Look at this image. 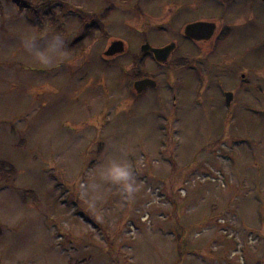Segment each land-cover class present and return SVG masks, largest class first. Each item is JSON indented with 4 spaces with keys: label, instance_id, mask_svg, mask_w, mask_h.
<instances>
[{
    "label": "rangeland",
    "instance_id": "rangeland-1",
    "mask_svg": "<svg viewBox=\"0 0 264 264\" xmlns=\"http://www.w3.org/2000/svg\"><path fill=\"white\" fill-rule=\"evenodd\" d=\"M110 3L76 51L42 66L21 43L38 32L33 14L0 0V161L14 170L0 176V264H264V0L247 4L233 51L249 79L261 72L260 89L224 75V92L196 91L185 74L139 97L127 85L141 44L134 0H57L41 9L39 32L62 30L70 44L91 23L81 16ZM116 39L125 50L108 66ZM122 156L139 190L129 202L104 185L97 219L80 185Z\"/></svg>",
    "mask_w": 264,
    "mask_h": 264
},
{
    "label": "flooded vegetation",
    "instance_id": "flooded-vegetation-1",
    "mask_svg": "<svg viewBox=\"0 0 264 264\" xmlns=\"http://www.w3.org/2000/svg\"><path fill=\"white\" fill-rule=\"evenodd\" d=\"M141 1L134 0L133 5L137 6L133 19L134 30L141 44L132 54L131 67L134 73H131L132 80L127 85L130 84L133 90L136 81L146 79L151 82L140 94L135 93L137 97L148 89L158 88L160 84H182L185 74H191V79L198 87L196 91L208 89L210 84L223 91L226 83L221 78L224 75H237V86L243 90L253 86L260 89L261 72L255 71L258 77L249 79L247 66L237 67L233 53L241 40L237 39L235 29L242 28L240 31H243L251 20L250 6H247L251 5V0H152L149 8H142ZM237 6L240 11L238 14ZM113 9L111 3L108 4L102 15L107 17ZM113 41L119 39L109 41L106 49ZM143 44L155 49L167 47L165 60L157 61L152 52H142ZM122 54L103 55L102 61L105 64L114 62ZM151 63L152 67L149 66ZM225 105L228 104L225 102Z\"/></svg>",
    "mask_w": 264,
    "mask_h": 264
},
{
    "label": "clouds",
    "instance_id": "clouds-1",
    "mask_svg": "<svg viewBox=\"0 0 264 264\" xmlns=\"http://www.w3.org/2000/svg\"><path fill=\"white\" fill-rule=\"evenodd\" d=\"M46 38V45L38 47L37 41ZM71 35L62 30L52 31L44 29L41 32L29 31L22 36V47L29 57L42 66H51L57 59L68 58L69 42ZM78 183V176L74 179ZM113 186L126 194L129 202L135 199V194L139 190L137 184V169L126 157L119 159L109 157L102 163L93 176L80 185V190L85 194V203L88 210L96 215L97 219H102L100 209L101 202L105 199L106 193L104 185Z\"/></svg>",
    "mask_w": 264,
    "mask_h": 264
},
{
    "label": "trees",
    "instance_id": "trees-1",
    "mask_svg": "<svg viewBox=\"0 0 264 264\" xmlns=\"http://www.w3.org/2000/svg\"><path fill=\"white\" fill-rule=\"evenodd\" d=\"M10 3H12L13 5H15L16 7H18L20 10H26L29 11L33 14V18L30 19L31 21V26L35 29H37V31L39 32V27L41 25H43L44 21H43V17L42 14L40 13L41 9L44 6L47 5H51L53 3H55L57 0H7ZM106 15H96V16H92V15H82L80 18V21L85 20L82 23L87 22L88 20L91 21L90 24H84L83 26V31L81 34H79L77 37H75L71 43L69 44V48L68 51L70 53H73L76 50H72L73 48H75L76 46H79L81 44H83V40L85 38H90L92 36V32L94 31L95 28H100L102 26V23L100 22V19H102L103 17H105ZM96 26V27H94ZM14 170L13 167L9 164H7L6 162H1L0 161V176L4 179L6 178H10L11 175L13 174Z\"/></svg>",
    "mask_w": 264,
    "mask_h": 264
},
{
    "label": "water",
    "instance_id": "water-1",
    "mask_svg": "<svg viewBox=\"0 0 264 264\" xmlns=\"http://www.w3.org/2000/svg\"><path fill=\"white\" fill-rule=\"evenodd\" d=\"M124 51V45L123 42L121 41H113L111 42V44L108 46V48L105 50V52L103 53L104 56L109 57V56H113L115 54H121ZM141 51L142 52H146V51H150L152 52L154 58L157 61H164L165 58L164 56L166 55L167 52V47L161 48V49H155L150 47L148 44H143L141 46ZM166 57V56H165ZM148 82H151L150 80H140V81H136L133 84V89L137 94H140L141 91L148 87ZM152 85V84H151ZM229 100H230V96L229 94H226V104H229Z\"/></svg>",
    "mask_w": 264,
    "mask_h": 264
}]
</instances>
